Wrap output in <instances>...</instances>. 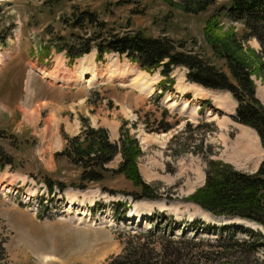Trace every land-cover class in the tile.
<instances>
[{"label":"rangeland","instance_id":"374dc122","mask_svg":"<svg viewBox=\"0 0 264 264\" xmlns=\"http://www.w3.org/2000/svg\"><path fill=\"white\" fill-rule=\"evenodd\" d=\"M222 2L194 14L164 0H0V264H107L127 246L139 247L136 264H264V242L255 251L232 244L250 238L251 229L263 233L260 226L214 220L185 201L203 182L199 146L247 172L261 159L254 131L233 120L231 95L208 88L196 90L206 103L187 91L179 97L175 90L187 85L184 67L174 68L167 85L157 70H138L114 54L95 62L94 48L69 66L61 49L75 36L105 42L139 30L180 43L227 72L205 39L213 36L206 35L208 18L218 35L231 30L244 48L257 53L264 47L243 19L219 10ZM83 11L93 12L96 22ZM251 78L264 104V85ZM142 79L146 90L135 85ZM121 121V133L137 140L135 166L147 191L119 170L120 154L106 169H94L96 180L80 177L89 165L83 170L56 156L64 145L61 133L75 135L85 123L118 143ZM198 122L209 124L194 128ZM165 123L172 127L159 131ZM145 212L143 221L132 216Z\"/></svg>","mask_w":264,"mask_h":264},{"label":"trees","instance_id":"16d2710c","mask_svg":"<svg viewBox=\"0 0 264 264\" xmlns=\"http://www.w3.org/2000/svg\"><path fill=\"white\" fill-rule=\"evenodd\" d=\"M164 1L185 13L195 14L204 11L216 0ZM218 8L229 17L243 19L244 24L253 32L258 45L263 49L264 0H223ZM83 15L89 23L96 22L93 12L83 11ZM204 27L208 31L206 35L213 34V36H205L210 44L211 54L215 60H223L227 72L199 54L185 50L184 45L180 43H175L165 36L144 35L139 30L131 34L112 36L105 42L96 41V38L75 36V42H69L61 49H64L68 62L88 53L91 48H95L97 60L102 58L103 53H116L135 62L141 70H157L168 82L167 85L173 82L171 71L175 67H184L186 81L203 88L224 90L231 95L235 101L233 120L255 132L262 148V159L254 171L247 172L236 169L220 159L208 157V153L201 152L199 146L195 151L202 153L201 158L205 163L203 182L186 196L185 201L197 205L213 216L237 218L260 226L263 233L251 229L248 231L250 238L232 241L233 245L246 244L251 251H255L258 241L264 242V105L255 96V84L251 76L259 78L264 85V51L256 53L250 48H244L236 36L229 33L231 30L218 35L217 23L212 18L205 21ZM2 42L3 40L0 39V43ZM162 113L166 115L164 111ZM80 119L86 120L83 117ZM203 123L198 122L194 128ZM208 124L205 122L203 125ZM122 125L121 121L118 143L110 142L106 130L102 127H91L88 123L82 125L75 135L67 136L61 133L64 145L56 156L66 157L70 163L79 165L83 170L89 165L92 168L87 171L88 174L80 177L96 180L99 173L94 169H106L103 165L116 154H120L119 170L125 172V176L133 183H141V189L147 191L149 185L140 182L135 166V156L140 152L137 140L135 137L130 138L127 132L121 133ZM171 127L165 123L158 129L166 132ZM50 191L49 187L48 192ZM138 249V246H127L122 254L116 255L107 264H136Z\"/></svg>","mask_w":264,"mask_h":264},{"label":"bare ground","instance_id":"6f19581e","mask_svg":"<svg viewBox=\"0 0 264 264\" xmlns=\"http://www.w3.org/2000/svg\"><path fill=\"white\" fill-rule=\"evenodd\" d=\"M80 60V62H79V68L81 69V70H84V68H85V65H86V63H85V58H84V56L83 57H81V59H79ZM0 63H1V61H0ZM85 79V78H84ZM85 81H88V80H85ZM145 82H147V81H144L143 79L142 80H140V81H137V82H135V85L138 87V88H140V89H144V90H146L149 86H145ZM191 84H195V83H191ZM196 85V84H195ZM198 85V84H197ZM199 86V85H198ZM259 94H260V92H259ZM224 95V94H223ZM226 97V96H225ZM224 100V99H223ZM168 106L169 107H172V106H175L172 102H169L168 103ZM214 107H216V108H219V109H223L225 106H223V103H222V101L221 102H216L215 104H214ZM70 202H72V200H70ZM205 212V211H204ZM149 215V212H145V213H143V214H141V213H137V214H133L132 216L135 218V219H142V221L144 220V218H146V216H148ZM212 216V215H211ZM212 218L215 220V219H217V218H215V217H213L212 216ZM211 218V219H212ZM138 222V221H137Z\"/></svg>","mask_w":264,"mask_h":264},{"label":"crops","instance_id":"0c3cea01","mask_svg":"<svg viewBox=\"0 0 264 264\" xmlns=\"http://www.w3.org/2000/svg\"><path fill=\"white\" fill-rule=\"evenodd\" d=\"M178 84V83H177ZM177 84L175 85V86H177ZM184 84H186V83H184ZM183 83L180 85V87L183 89V90H181V92L178 90V89H176L175 91H176V95L178 96L179 95V97L182 95V93H184V91L186 92L187 91V93H192V94H194L195 96L197 95V91L196 90H207V88H203V87H201V86H198V85H195V84H191V83H189V82H187V85L185 86ZM187 88V90H185ZM192 96V95H191ZM214 96V95H213ZM197 97V96H196ZM197 100L198 99H200L201 101H204L205 103L207 102L206 101V99H202L201 97L200 98H196ZM199 101V100H198ZM214 101H215V96H214ZM214 101H212L211 103H213V104H215L214 103ZM260 101V100H259ZM261 102V101H260ZM174 104V103H173ZM263 104V103H262ZM264 105V104H263ZM182 110V109H181ZM258 143H259V141H258ZM260 145V144H259ZM261 148V147H260ZM261 151H262V148H261ZM261 159H262V156H261ZM260 159V160H261ZM260 162V161H259ZM259 164V163H258ZM258 166V165H257Z\"/></svg>","mask_w":264,"mask_h":264},{"label":"water","instance_id":"95a60500","mask_svg":"<svg viewBox=\"0 0 264 264\" xmlns=\"http://www.w3.org/2000/svg\"><path fill=\"white\" fill-rule=\"evenodd\" d=\"M215 218H218V219H219V218H222L223 220H224V219H228V218H225V217H215Z\"/></svg>","mask_w":264,"mask_h":264}]
</instances>
